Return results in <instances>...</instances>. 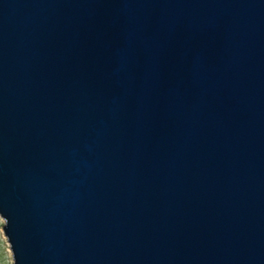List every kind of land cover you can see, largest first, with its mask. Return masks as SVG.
I'll return each mask as SVG.
<instances>
[{
    "label": "water",
    "instance_id": "water-1",
    "mask_svg": "<svg viewBox=\"0 0 264 264\" xmlns=\"http://www.w3.org/2000/svg\"><path fill=\"white\" fill-rule=\"evenodd\" d=\"M11 264H264V0H0Z\"/></svg>",
    "mask_w": 264,
    "mask_h": 264
},
{
    "label": "rangeland",
    "instance_id": "rangeland-1",
    "mask_svg": "<svg viewBox=\"0 0 264 264\" xmlns=\"http://www.w3.org/2000/svg\"><path fill=\"white\" fill-rule=\"evenodd\" d=\"M2 219L0 218V264H11V255L5 237L1 230Z\"/></svg>",
    "mask_w": 264,
    "mask_h": 264
}]
</instances>
